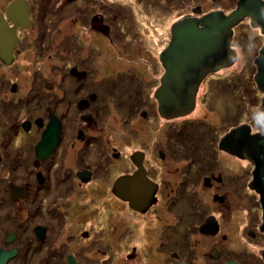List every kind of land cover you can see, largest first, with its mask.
I'll list each match as a JSON object with an SVG mask.
<instances>
[{"label":"flooded vegetation","instance_id":"obj_1","mask_svg":"<svg viewBox=\"0 0 264 264\" xmlns=\"http://www.w3.org/2000/svg\"><path fill=\"white\" fill-rule=\"evenodd\" d=\"M13 1L0 0V15L9 28L14 23L6 12ZM27 1L29 7L20 12L22 25L16 27L12 60L0 58V93L9 92V103L22 102L18 114L10 115L0 97V117L11 116L12 122H4L7 129L15 128L5 132V126L0 127V143L18 139L13 150L17 161L0 157L3 264H264L261 179L254 176L249 134L236 153L218 146L228 131L243 124L232 123L231 110L223 111L218 125L208 126L186 116L166 119L159 114L171 125L164 131V146L136 148V128L148 123L154 111L159 113L149 94L164 73L159 55L170 42L171 26L193 15V8H200L197 16L215 10L227 14L240 0H154L162 7H193L165 27L158 37L164 48L157 54L137 35L136 2L134 7H119L129 0H65L53 7L47 0ZM105 1L116 5L105 7ZM244 1L243 7H264V0ZM66 22L70 30L64 34L60 26ZM86 31L94 35L92 45L82 44ZM58 35L70 56L68 61L60 59L59 71L54 63L60 56ZM263 45L264 34L250 18L233 28L230 48L235 59L250 60L251 68L246 63L242 72L254 68L256 73L254 60ZM132 49L143 52V58L135 61L138 51ZM230 66L206 75L195 101L203 84L208 91L203 103L211 109L216 94L227 93L233 75L214 76ZM246 80L244 90H256L260 107L262 93L253 77ZM144 102H149L148 109L138 110ZM121 109L127 111L123 118H132L130 129L122 121L127 147L114 146L106 132L108 118ZM51 114L61 132L55 144L51 140L41 146ZM258 114L262 126L255 132L261 134L264 123ZM221 125L226 128L218 138L216 128ZM11 186L20 188L18 199L11 198Z\"/></svg>","mask_w":264,"mask_h":264},{"label":"water","instance_id":"obj_2","mask_svg":"<svg viewBox=\"0 0 264 264\" xmlns=\"http://www.w3.org/2000/svg\"><path fill=\"white\" fill-rule=\"evenodd\" d=\"M244 0L230 13L215 10L202 16L200 8H193V15L179 19L171 26V39L159 55L164 73L160 85L154 92L158 111L165 118L186 115L195 106L196 93L204 77L235 61V53L230 48L233 28L245 17L251 25L260 27L264 34V7H243ZM22 7H29L27 0H15L7 9V18L14 23L9 28L0 15V58L4 62L12 60V50L17 42L16 27L22 25ZM256 73L253 80L262 93V103L258 111L264 123V45L254 60ZM50 122L43 133L42 145L53 141L55 144L61 132L59 120L50 115ZM246 133V134H245ZM249 134L250 153L255 163L254 176L261 179V196L264 207V134H251L250 127L242 124L231 129L221 140L219 148L236 153L241 141ZM11 186V198L18 199L19 190ZM17 195V196H16ZM15 196V197H13ZM20 197V196H19ZM0 250V255H2ZM4 261L0 258V264Z\"/></svg>","mask_w":264,"mask_h":264},{"label":"rangeland","instance_id":"obj_3","mask_svg":"<svg viewBox=\"0 0 264 264\" xmlns=\"http://www.w3.org/2000/svg\"><path fill=\"white\" fill-rule=\"evenodd\" d=\"M46 2L52 3L53 7H57V5H59V3L61 4V3L65 2V0H47ZM73 2H75L77 4H86V3L90 4V3H93L94 0H73ZM135 2L137 4V7H136L137 10L135 12V20L133 23H135L137 26V35H141V37H143V39H144L143 45L146 47V49L148 51H151L154 54H157L158 51H160V50H162V48H164V43L160 42L158 37L164 33L163 31H165V27L170 26L178 17L190 12V9L193 8V7H162L161 3L155 5L154 0H129L127 3L122 1V2H119V7L120 6L122 7L123 5H125L124 7H134ZM129 3H130V6H127V4H129ZM105 4H106L105 7H113L114 5H116L115 2L112 4L109 1H105ZM210 8H213V7H203V9L205 11L210 9ZM218 8L225 9V11L230 9V7H218ZM150 23L153 24V28L150 27ZM67 25H68L67 22L61 26L59 25L61 28V31L64 34L70 30V27H68ZM73 30L76 32L79 31V29L76 27H73ZM81 35L85 39L82 44H86L87 42H89L90 45H92L94 43L91 39L94 36L92 34V32L86 31V32L82 33ZM63 40L64 39L62 38V40H61V37L58 35V41L60 42V44L58 46V53L60 54V56L55 58L57 61L54 60V63L58 64V71H59V66H62L60 59L63 58L66 61H68L69 60L68 57H70V56H68L69 51L66 47H65L66 49H64L66 51L62 50L61 41H63ZM137 51L138 50L132 49V53L137 52ZM108 53H109V49L106 47V54H108ZM66 56H68V57H66ZM135 57L143 58V52H141L139 50L137 52V55L132 57L135 61H138V59ZM115 61H117V59ZM115 61L113 63H111V66L114 69L118 68V64L115 63ZM248 62H250V60H248V59L247 60L242 59V58L235 59L233 66L229 65L230 70L220 71L218 73V75L214 76L215 78L225 77V75H229V73H231V75H233L232 80L231 81L228 80V82H227V84L229 86V88H228V86H226L227 93H217L213 99L214 103L211 106V109L207 108L205 106V104L203 103L204 99L207 97L208 91L205 88V85L202 84L200 86L199 93H198L199 95H197L198 98L195 101V106L192 109V111L186 115H180V116H186L185 118H189L188 121L198 120L199 121L198 126L200 124L208 126V125H210V123H212V124L215 123L218 125L220 116H222L223 111L229 112L231 110V112L233 113V120H232L233 124H235V123L239 124V123L243 122V124L250 127V133L251 134L257 133L255 131H258L260 129V127L262 126V124H260V119H259V114H258L259 113L258 112L259 100L257 101L256 95H255V93H257V92L252 87L249 88L250 92L244 90L245 88L248 87V85L246 84L247 83L246 78L249 77L252 80V77L254 76L253 75L255 73L254 68L252 71H249V70H247L245 72L241 71L242 66L246 63H247V69L251 68V67H249L250 63H248ZM133 65H136V63H134ZM154 69H155L154 73L157 72V70H158V73L156 74V76L158 77L159 74L161 73V70L159 69V67L157 68V65H156V68L154 67ZM248 71H249V74H246ZM241 73H243V75ZM57 76L60 78L62 76V74L59 75V73H58ZM230 77L231 76H227L225 78L229 79ZM212 79L213 78H210L208 82H211ZM220 81L221 80H217L216 82H212V85H215L216 83H218ZM226 81L227 80L224 79V82H226ZM219 84H221V83H219ZM8 93L9 92H7V93L1 92L0 97L2 98L4 104H6V107H5L6 111H10L9 112L10 115H12V114L17 115L18 109H19L20 105L22 104V102H17V100L14 99L13 101H11L9 103V97L10 96L7 98ZM59 93H60V91H59ZM230 96H232V100H231L232 103L230 104V106H227L229 103H226V101L231 99ZM149 98L153 101L156 100L154 97V93H151V95L149 94ZM143 99H145V98L143 97ZM145 101H146V99H145ZM155 102L157 103V100ZM148 103L149 102H144V104H141V106H139L138 110L143 109L144 107L148 109ZM156 103L153 104V102H152V104L154 105V108L156 106ZM242 107H243V111L241 109ZM157 110H158V105H157ZM117 111H118L117 114L119 116L116 114H113L108 118L107 124H108L110 130L106 129V132L113 136V140H115L113 143V145L115 144L114 146H116V144H117L120 147H125V146L127 147L129 145H128V143H126L124 141L125 137L121 136L122 135V132H121L122 129L121 128H122L123 122H125L126 127L129 128L130 124L132 123V118H130L129 120L123 118L124 115L127 114V111H124V110L122 111V109H121V111H119V110H117ZM155 112L156 111H154L153 114H151L150 121L148 123L145 122L143 124V127L141 125H139L136 128V126H135V128L137 130H139V131H137L138 142H137L136 148L142 147V148L150 149L151 147H154V146L155 147L164 146V138H165L164 131L166 130L167 125H170V123L165 122L163 119L164 117L161 118L159 116L160 113L156 114ZM216 113H217V115H216ZM203 116L205 118H207V121L202 120ZM176 117H178V116H176ZM172 118H174V117H172ZM172 118H166V119H172ZM16 119H17V117H16ZM183 120L182 121H174V123H172V124L178 125V123H179V125H180L184 122ZM0 121H3L0 124L1 125L0 127L5 126V132H7V131L15 132V128L10 127L11 130H9V129H7V127L5 125V122H7V123L12 122L11 116L9 117V115H8V116H4L2 118L0 117ZM119 124H120V126H119ZM229 125L230 124H228V127H230ZM241 125H239V126H241ZM239 126H237V127H239ZM112 127H113V129H112ZM145 128L147 130L144 132ZM225 128L226 127L222 126V125L218 126L216 128L218 130V138L220 136H222ZM129 129H127V130H129ZM174 129L175 128H171L170 130L173 131ZM197 130H198V127H197ZM253 132H255V133H253ZM261 134H264V130H261ZM119 135H120V137H119ZM223 137L220 139L218 146L220 145V142L223 139ZM16 146H18V139L17 138H15V139L9 138L8 142L5 141L2 144L0 143V157L10 159L9 162L15 163V161H17V158H13L14 157L13 150L18 149V148H16ZM10 167L12 168V166H10ZM15 170H16V168H15ZM13 173L16 174L15 171ZM4 195H5V192L2 190V188H0V199L2 197L4 198ZM2 208L3 209L10 208V205H7V208L6 207H2ZM10 211H12L11 208H10Z\"/></svg>","mask_w":264,"mask_h":264}]
</instances>
